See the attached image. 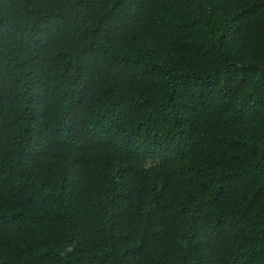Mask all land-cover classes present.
<instances>
[{"label": "trees", "instance_id": "trees-1", "mask_svg": "<svg viewBox=\"0 0 264 264\" xmlns=\"http://www.w3.org/2000/svg\"><path fill=\"white\" fill-rule=\"evenodd\" d=\"M0 264H264V0H0Z\"/></svg>", "mask_w": 264, "mask_h": 264}]
</instances>
